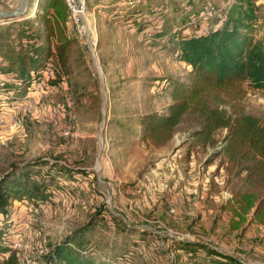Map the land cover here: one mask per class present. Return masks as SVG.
Instances as JSON below:
<instances>
[{
	"label": "rangeland",
	"instance_id": "1",
	"mask_svg": "<svg viewBox=\"0 0 264 264\" xmlns=\"http://www.w3.org/2000/svg\"><path fill=\"white\" fill-rule=\"evenodd\" d=\"M39 1L27 0L22 14L0 19V37L12 41L16 28L28 21ZM18 4L19 0H0V11ZM256 4L259 18L254 38L264 46V0ZM106 9L94 14L95 61L76 37L69 36L81 58L70 75L57 80L44 71L24 98L0 108V174L12 163L45 160L33 167L50 169L55 178L54 190L42 202L10 199L12 223L6 232L11 248L22 264H39L50 243L101 209L104 216L95 228V259L105 257L102 253L109 243L124 242L129 231L115 227L112 214L146 232L132 254L109 264H183L182 256L175 262L181 251L175 249L174 239L207 240L246 262L264 264V225L243 222L232 227L229 211L220 207L225 199L218 196L220 191L240 180L224 182L219 171L214 173L217 158L202 164L212 149L208 146L189 160L183 158L181 140L191 128L189 121L183 120L170 140L158 147L136 135L118 133L110 109L122 122L138 113L161 110L168 98L157 90L158 79L184 75L187 68L143 41H152L150 27L137 33L113 23ZM242 105L246 112L263 117L264 91L247 89ZM53 161L86 172L66 174L57 166L48 167ZM109 253L116 252L111 248Z\"/></svg>",
	"mask_w": 264,
	"mask_h": 264
},
{
	"label": "trees",
	"instance_id": "2",
	"mask_svg": "<svg viewBox=\"0 0 264 264\" xmlns=\"http://www.w3.org/2000/svg\"><path fill=\"white\" fill-rule=\"evenodd\" d=\"M101 1L105 0L93 3L100 10L107 8L113 23L140 34L150 27L152 41H143L187 67L184 75L158 79L157 90L168 98L161 110L138 113L122 122L110 109L118 133L136 135L158 147L170 140L183 120L189 121L191 128L181 140L183 158L189 160L208 146L212 149L202 164L217 158L214 173L219 171L224 182L240 180L226 189L229 196L220 202L221 209L230 213L231 226L264 225V116L252 115L242 105L247 89L264 91V46L254 38L257 0H107L106 5ZM66 16L63 0H40L28 21L16 28L12 41L0 37V108L24 98L44 71L59 80L81 61L76 41L65 33ZM45 162L12 163L0 174V264H22L6 232L12 223L10 199L35 203L47 199L54 190V175L50 169L33 167ZM53 166L66 174L86 172L48 163ZM101 216V209L92 212L60 235L48 245L39 264H109L126 259L146 232L112 214L115 227L129 231L124 242L109 243L102 253L107 262L105 257L95 259V228ZM173 245L181 251L175 262L182 256L183 264H251L199 240L174 239ZM111 248L116 253L111 255Z\"/></svg>",
	"mask_w": 264,
	"mask_h": 264
},
{
	"label": "built area",
	"instance_id": "3",
	"mask_svg": "<svg viewBox=\"0 0 264 264\" xmlns=\"http://www.w3.org/2000/svg\"><path fill=\"white\" fill-rule=\"evenodd\" d=\"M63 2L67 10V16L64 22L65 33L67 36L76 37L79 44L89 53L90 58L95 61L94 48L97 42V33L96 27L94 26V14L95 12L99 13L100 9H96L93 0H63ZM88 7L91 9L90 12ZM228 195L229 193L226 190H221L218 196L226 198ZM203 242H207V240ZM18 244L19 239L13 241L12 247L17 248L15 245ZM209 244L215 246L212 243ZM181 259L182 257L180 256L178 260L181 261Z\"/></svg>",
	"mask_w": 264,
	"mask_h": 264
},
{
	"label": "water",
	"instance_id": "4",
	"mask_svg": "<svg viewBox=\"0 0 264 264\" xmlns=\"http://www.w3.org/2000/svg\"><path fill=\"white\" fill-rule=\"evenodd\" d=\"M26 2H27V0H19V4L17 5L16 8L11 9V10H2V11H0V19L10 18V17H13V16H19L26 9ZM35 7H36V3L33 6L34 10H35ZM96 173H98V169H96Z\"/></svg>",
	"mask_w": 264,
	"mask_h": 264
},
{
	"label": "bare ground",
	"instance_id": "5",
	"mask_svg": "<svg viewBox=\"0 0 264 264\" xmlns=\"http://www.w3.org/2000/svg\"><path fill=\"white\" fill-rule=\"evenodd\" d=\"M31 11H32V12H30V14H29L28 16H32L35 10L32 9Z\"/></svg>",
	"mask_w": 264,
	"mask_h": 264
},
{
	"label": "crops",
	"instance_id": "6",
	"mask_svg": "<svg viewBox=\"0 0 264 264\" xmlns=\"http://www.w3.org/2000/svg\"><path fill=\"white\" fill-rule=\"evenodd\" d=\"M100 12V11H99ZM187 68V67H186Z\"/></svg>",
	"mask_w": 264,
	"mask_h": 264
}]
</instances>
